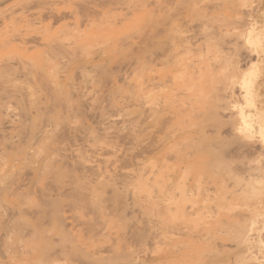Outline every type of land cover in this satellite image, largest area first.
Instances as JSON below:
<instances>
[{
    "label": "rangeland",
    "instance_id": "obj_1",
    "mask_svg": "<svg viewBox=\"0 0 264 264\" xmlns=\"http://www.w3.org/2000/svg\"><path fill=\"white\" fill-rule=\"evenodd\" d=\"M40 1L0 6V264H264V0Z\"/></svg>",
    "mask_w": 264,
    "mask_h": 264
},
{
    "label": "bare ground",
    "instance_id": "obj_2",
    "mask_svg": "<svg viewBox=\"0 0 264 264\" xmlns=\"http://www.w3.org/2000/svg\"><path fill=\"white\" fill-rule=\"evenodd\" d=\"M6 1H8V0H0V6L5 5V4H6ZM61 1H63V0H42V1H40V2L37 4V6L39 7V8H38L39 10L37 9L38 11L35 12L34 14H33V13H32V14L34 15V17H35V15H37V14H39V13H40V15H41V14H42V15L44 14L43 17L46 16L47 18H49V19H51V20H54V21L58 20V21H59V20H61V19H59V18L62 17V14L60 15L59 12L56 11L55 8H56V6H57V3H61ZM27 5H28V4H27ZM62 5H63V4H62ZM22 7H23V6H22ZM20 8H21V7H19V9H20ZM23 8H24V7H23ZM28 8H29V7H28ZM5 9H6V8H5ZM19 9H18V10H19ZM29 9H30V8H29ZM35 9H36V8H35ZM16 11H17V10H16ZM19 11H21V10H19ZM31 11H32V10L30 9L29 12L31 13ZM3 12H4V10H3ZM26 12H28V10H26ZM38 12H39V13H38ZM18 13H19V12H18ZM18 13H17V14H18ZM30 13H26V14H28V17H29V18H32V19H33V16H31L32 14H30ZM36 13H37V14H36ZM60 13H62V12H60ZM2 14H3V13H2ZM4 14H5V13H4ZM22 14H23V13H22ZM24 14H25V13H24ZM26 14H25V15H26ZM20 15H21V14H20ZM26 16H27V15H26ZM30 16H31V17H30ZM37 16H38V15H37ZM60 16H61V17H60ZM5 17H6V16H5ZM3 18H4V17H3ZM19 18H20V17H19ZM38 18H39V17H38ZM21 19H22V18H21ZM36 19H37V18H35V20H36ZM38 20H40V19H38ZM41 20H42V18H41ZM29 21H30V20H29ZM191 21H192V20H191ZM23 22H24V21H23ZM25 22H26V21H25ZM15 37H16V35H14V39H15ZM17 37H18V36H17ZM20 37H22V35H21ZM20 37H19V39H18V38H16V39H18V41H20ZM185 38H186V37H185ZM185 38H184V36H183V39H185ZM16 39H15V40H16ZM22 39L24 40V44L30 42V41H28L29 39H27V38H25V39L22 38ZM26 39H27L28 42H26ZM186 39H187V40H190V39H188V38H186ZM186 39H185V40H186ZM4 40H6V39H4ZM4 40H2V43H3V44H2V43H1V44L5 46L6 43H4V42H6V41H4ZM3 41H4V42H3ZM20 42H21V41H20ZM188 42H189V41H187V43H188ZM9 44H10V42H9ZM9 44H8V45H9ZM19 44L22 45L23 42H21V43H19ZM10 45H11V44H10ZM190 45H191V43H190ZM192 46H193V45H192ZM1 47H2V46H1ZM10 47H12V45H11ZM23 47H24V45H23ZM182 47H183V46H182ZM175 48H176V46H175ZM177 48H179V47H177ZM181 49H182V48H181ZM174 50H175V49H174ZM182 50H183V49H182ZM184 50H186V49H184ZM188 50H190V48H189ZM195 50H196V49H195ZM62 51H63V50H62ZM175 51H177V50H175ZM186 52H187V51H186ZM190 59H191V58H190ZM180 61H181V60H180ZM190 61H191V60H190ZM125 67H126V66H125ZM139 78H140V77H139ZM140 80L142 81V79H139V81H140ZM149 81H151V80H149ZM92 82H93V81H92ZM145 83H146V82H145ZM145 83H144V84H145ZM90 84H91V83H90ZM146 84H147V83H146ZM146 84H145V85H146ZM155 84H156V83H155ZM55 85L57 86V83H56V82H55ZM87 85H88V84H87ZM132 85H133V84H132ZM141 85H142V84H141ZM150 85L152 86V83H149V86H150ZM149 86H148V87H149ZM59 87H60V86H59ZM90 87H91V86H90ZM152 87H153V86H152ZM88 88H89V87H88ZM140 88H142V86H141ZM137 90H138V88H137ZM140 90H141V89H140ZM82 91H83V90H82ZM80 92H81V91H80ZM85 92H86V91H85ZM85 92H84V93H85ZM54 98H56V97L54 96ZM137 100H138V99H137ZM139 100H141V99H139ZM141 101H142V100H141ZM93 102H94V101H93ZM94 103H95V102H94ZM131 103H132V102H131ZM133 105H134V104H133ZM119 106H121V105H119ZM122 107H123V106H122ZM124 107H125V106H124ZM116 109L119 110V107L116 108ZM122 109H124V108H122ZM175 114L177 115V114H179V113L177 112V113H175ZM180 114H181V113H180ZM180 114H179V117H180ZM119 115H121V114H119ZM176 115H175V116H176ZM112 116H113V115H112ZM117 116H118V115H117ZM121 116H122V115H121ZM177 117H178V115H177ZM179 117H178V118H179ZM109 118H110V117H109ZM112 119L115 120V118H112ZM65 121H66V120H65ZM109 121L112 122V123L115 122V121H113V120H109ZM55 122H57V121H55ZM102 122H103V121H102ZM106 122H107V121H106ZM59 123H60V122H59ZM63 123H64V122H61V124H63ZM108 123H109V122H108ZM56 124H57V123H56ZM61 124L56 125V126L58 127V131H59V132L57 131L58 133H57V132H56V133H57V134H60V135L63 136V137H66L67 139H68V138H69V139H74V141L77 140L78 143H82V142H87V141H88V136H89V134L91 135V133L87 134V133L89 132V131L86 132L87 130H85V132H84V130H83L84 127L82 128V130H81V128H80V131H81V132L78 131V130H77V129H78V128H77L78 126L76 125V123L74 124V125L76 126V128H75V127H74V128L72 127V129H71L70 127H68V126H71V125H72V124H70V123H69L70 125H68V122H67V125H68V126H66V127H65L66 123H64V126H63L64 128L61 127V126H62ZM77 124H78V123H77ZM102 124H103V123H102ZM109 124H110V123H109ZM60 125H61V126H60ZM74 125H72V126H74ZM79 125H80V124H79ZM56 126H54V127H56ZM59 126H60V127H59ZM105 126H106V124H105ZM102 127H104V126H102ZM110 127H111V126H110ZM59 128H60L61 130H60ZM100 128H101V127H100ZM108 128H109V127H108ZM112 128H113V127H112ZM75 129H76V130H75ZM111 130H112V129H111ZM54 131H55V130H54ZM113 131H114V130H113ZM113 131H111V132H113ZM83 132H84V133H83ZM102 132H104V135H103V133L101 134V135H103L104 139H105V138H109L110 135L113 134V133L110 134L111 132H110V133L105 132V129H102ZM115 132H117L116 129H115ZM115 132H114V133H115ZM54 133H55V132H54ZM80 133H81V134H80ZM119 133H120V132H119ZM119 133H118V134H119ZM115 135H116V134H115ZM115 135H114V136H115ZM120 135H121V134H119V136H120ZM117 136H118V135H116V137H117ZM90 137H91V136H90ZM90 137H89V138H90ZM92 137H93V136H92ZM111 137H113V136H111ZM116 137H114V138H116ZM66 138H65V139H66ZM117 138H118V137H117ZM127 138H128V137H127ZM127 138H126V139H127ZM90 139H91V138H90ZM90 139H89V140H90ZM92 139H93V138H92ZM92 139L90 140L91 143L94 142ZM94 139H95V138H94ZM109 139H110V138H109ZM109 139H108V140H109ZM118 139H119V138H118ZM128 139H129V138H128ZM128 139H127V141H128ZM78 140H80V142H79ZM108 140L106 139L107 143L104 142L105 144H104L103 141H102L99 145H98V144H97V145L94 144L95 146H94L93 143H92L93 147H91L92 145L90 144V147H87V148H83V143H82V146H81L82 148H79L78 146H77L78 148H76V145H73V143H72L73 146H72V145L67 146L68 148L66 147V150H65V151L63 150V151L66 152V153H65L66 156H67V155L69 156V154H70V155H72V154H73V155H74V154H77V155L79 156V154H80L81 157H82V156H85V155H86L85 157H87V158H88L89 156H91V158L94 157V158L97 160L96 163H97L98 161H100V162H99L100 164L105 163L104 160L106 159V160H107V161L105 160V161H106V164H105V165H102L103 168H104V166H105V168H106L108 165H110V163H109V162H110V161H109L110 159H109V158H105V157H103V155H104V154L107 155V154H109V153H110V155H111V153H112L111 156H113V155H115V154L118 153L117 151L120 150V152H121V149H120L121 147H120V148H117V147H116L117 144H119V143H117V141H116L117 139L115 140V142L112 141V140H111V141H108ZM65 141H67V140H65ZM118 141H119V140H118ZM67 142H68V141H67ZM128 142H129V141H128ZM89 143H90V142H89ZM97 143H99V142H97ZM124 143H126V142H124ZM70 144H71V143H70ZM75 144H76V143H75ZM85 144H86V143H85ZM85 144H84V146H86ZM87 144H88V143H87ZM120 145H123V144H120ZM71 146H72V148H71ZM74 146H75V148H74ZM79 146H80V145H79ZM87 146H88V145H87ZM118 147H119V145H118ZM64 149H65V148H64ZM116 152H117V153H116ZM88 153H89V154H88ZM114 153H115V154H114ZM73 155H72V156H73ZM77 155H76V156H77ZM110 155H109V156H110ZM119 155H120V154H119ZM72 156H69V158L72 157ZM78 156H77V157H78ZM111 156H110V157H111ZM87 158H86L85 161L88 162V163H86V162H85V163L91 165V163H89V162H91V161H90L91 159H89L90 157L88 158V159H89L88 161H87ZM112 158H113V157H112ZM112 158H111V159H112ZM83 159H84V158H83ZM101 159H102V163H101ZM114 159H116V158L114 157ZM117 160H118V159H117ZM117 160H116V161H117ZM94 161H95V160H94ZM94 161H93V162H94ZM114 162H115V161H114ZM96 163L94 162L93 166L98 165V163H97V164H96ZM100 164H99L98 166H96V167L98 168V167L100 166ZM107 164H108V165H107ZM113 164H116V163H113ZM106 165H107V166H106ZM91 166H92V165H91ZM102 166H100V167H102ZM86 167H87V166H86ZM110 167H111V166H110ZM110 167H109V168H110ZM94 168H95V167H94ZM94 168H93V169H94ZM97 168H95V169H97ZM103 168H101V171H102ZM111 168H112V167H111ZM113 168H115L114 165H113ZM90 169H91V168H90ZM115 169H116V168H115ZM97 170H99V169H97ZM105 170L107 171L108 168L105 169ZM112 170L114 171V169H112ZM103 171H104V170H103ZM108 171H109V172H108ZM108 171H107V172H108V174H107L108 177H106L107 179L105 178V180H108V181H109V177H111V176L113 177V175H111V170H110V169H109ZM116 171H117V170H115L113 173H115L114 175H116L115 178H116V177L118 178V176H119V175H118L119 170H118L117 174H116ZM98 172H99V171H98ZM98 172H97V173H98ZM104 172H105V171H104ZM94 173H95V172H94ZM99 173H100V172H99ZM101 173H102V172H101ZM113 173H112V174H113ZM121 173H122V174H120V176H121V175L128 174L129 177L131 178V175H130L129 173H126V172H121ZM102 174H103V173H102ZM131 174H132V173H131ZM101 177H102V176H101ZM123 177H124V176H123ZM126 177H128V176H126ZM129 177H128V178H129ZM133 177H134V175H133ZM115 178L113 177V179H115ZM141 178H142V177H141ZM93 179H95V178H93ZM96 179H97V178H96ZM98 179H99V178H98ZM98 179H97V180H98ZM100 179H101V178H100ZM113 179L111 178V181H112V182H113ZM103 180H104V178H103ZM98 182H99V180H98ZM115 182H116V181H115ZM113 183H114V182H113ZM117 184H118V183H117ZM111 185H112V184H111ZM113 188H114V187H113ZM48 254H49V253H48ZM44 256H45V255H44Z\"/></svg>",
    "mask_w": 264,
    "mask_h": 264
}]
</instances>
